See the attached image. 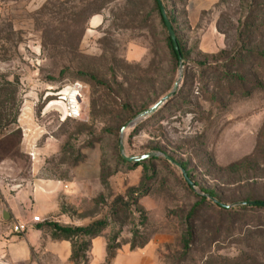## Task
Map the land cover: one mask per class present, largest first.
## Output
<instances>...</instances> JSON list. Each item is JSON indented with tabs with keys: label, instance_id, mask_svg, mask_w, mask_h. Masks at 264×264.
<instances>
[{
	"label": "rangeland",
	"instance_id": "obj_1",
	"mask_svg": "<svg viewBox=\"0 0 264 264\" xmlns=\"http://www.w3.org/2000/svg\"><path fill=\"white\" fill-rule=\"evenodd\" d=\"M163 1L185 47L182 70L153 0H0V75L19 80L21 110L29 102L42 129L39 146L54 148L42 177L69 179L86 153L101 154L91 182L101 184L65 210L76 226L107 219L101 264H112L109 247L149 252L155 264H264V210L224 212L208 197L190 217L203 191L230 209L264 201V0H218L196 19L192 0ZM252 41L257 55L247 54ZM231 71L244 80L225 76ZM179 78L174 97L140 119ZM74 83L83 87L78 120L63 100ZM124 128L133 162L122 155ZM16 130L0 136V240L13 233L6 191L32 179ZM96 252L100 260L105 249Z\"/></svg>",
	"mask_w": 264,
	"mask_h": 264
},
{
	"label": "crops",
	"instance_id": "obj_2",
	"mask_svg": "<svg viewBox=\"0 0 264 264\" xmlns=\"http://www.w3.org/2000/svg\"><path fill=\"white\" fill-rule=\"evenodd\" d=\"M218 0H192L189 4V17L196 19L200 13L209 10ZM21 131L19 146L21 152L30 156L31 177L26 183L15 184L16 189L7 192L5 203L7 221L29 225L25 234H7L0 240V264H76L72 261V242L56 239L49 223L61 226H76L65 210L81 198L90 197L93 189L101 183H91L100 177L101 154L86 153L82 162L76 165L69 179L42 177L44 160L53 154L51 143L39 146L43 137L41 126L35 118V109L26 102L18 117ZM52 152V153H51ZM13 187V183H10ZM32 214L40 216L46 223H32ZM4 218V216H3ZM84 226V225H77ZM13 232V231H12ZM106 241L101 235L91 242L90 264H101L106 257ZM105 249L99 259L96 250ZM149 252L121 250L114 255L112 264H155Z\"/></svg>",
	"mask_w": 264,
	"mask_h": 264
},
{
	"label": "trees",
	"instance_id": "obj_3",
	"mask_svg": "<svg viewBox=\"0 0 264 264\" xmlns=\"http://www.w3.org/2000/svg\"><path fill=\"white\" fill-rule=\"evenodd\" d=\"M153 2H154L155 10L159 15L165 30H167V27L165 25V21L161 13L160 5H159L160 2L163 4L165 11H166V16L175 31L180 52L178 53L175 50L173 42L170 39L168 33H167L166 42H167V48L170 52L172 60L175 62L176 65H178L180 62V56L182 57V60L184 61L186 59V53H185V47L175 30V21L173 17L169 14L167 5L164 4L163 0H153ZM99 10L100 9H97L96 11H94L92 15L94 16V15L99 14L100 12ZM9 32L12 33L13 30L11 29V31L9 30ZM249 46L252 47L253 49L252 51H248L247 54L257 55L255 51H257V49L259 48L257 47L258 45H256L252 41L251 43H249ZM246 47H248V45L245 46L242 50H246ZM244 61H245L244 59L239 60V62H244ZM233 66H236V64L232 63L229 65V67H233ZM203 67H206L205 63L200 64V68H203ZM225 76H228L230 78L235 76L240 81L244 80V76H241L239 73L234 75L232 71L226 72ZM92 80L95 81L96 80L95 77H92ZM18 85H19L18 79H14L13 81H11L6 75H2V74L0 75V136L1 137L4 136L6 132L10 133L11 131L9 130L12 126L18 127V117L21 112V106L18 100V87H17ZM13 133L18 134L19 137L21 136V131L19 129H17ZM183 168L185 169V166ZM242 168H243L242 164H236L230 167L231 170H234V169L242 170ZM240 170L238 172H240ZM203 193L205 194V196L199 197L200 201L196 203V205L194 206L190 217L196 212V210L199 207H201L202 204L206 203L209 200L208 197L216 200L217 205L224 212L237 213L238 211L246 212L249 210H264V201H258V200L251 201L249 199L246 202H253L256 205L254 206L245 205L239 208L230 209V208L224 207L225 205L222 204V202L219 200L215 192L203 191ZM48 226L52 227V229L54 230V237L56 239H64V240H68L72 242V246H73L72 261L76 264H81L82 260L87 261V255L90 252L92 240L101 236L105 228L108 227V222H107V219H105V220L94 222L86 226H61L57 223H49ZM188 229L189 230L187 231L186 241H185L186 248L189 246V241L193 238L192 227L189 226ZM113 250L114 248L112 247L108 248V259L114 258Z\"/></svg>",
	"mask_w": 264,
	"mask_h": 264
},
{
	"label": "water",
	"instance_id": "obj_4",
	"mask_svg": "<svg viewBox=\"0 0 264 264\" xmlns=\"http://www.w3.org/2000/svg\"><path fill=\"white\" fill-rule=\"evenodd\" d=\"M159 5H160V9H161L162 16H163L164 21H165V25H166L167 30H168V33H169V37H170V39L173 42V45H174L175 50L179 53L180 50H179V45H178V41H177V37H176L175 31H174V29H173L170 21L168 20V18L166 16V11H165V8H164L163 4L160 2ZM182 61H183L182 60V57L180 56V68H181V70L183 68ZM180 81H181V78H179L178 81L175 83L172 92L169 95H167L166 97H164L162 100H160L158 103H156L154 106H152L151 108H149L147 111L143 112L140 115V119H144V118H148V117L152 116L153 114L157 113L163 106H165L174 97V95L176 94V92H177V90L179 88V85H180ZM125 130H126V128H124L123 131H122V139H121V146L120 147H121L122 155L124 156V158L126 160L130 161V162H133V161H136V159L127 158L124 155L123 137H124ZM155 156H157V154L150 153V154L144 155L139 160H146V159H149V158H152V157H155ZM165 157H166V159L168 161H170L172 164H174L175 166H177L182 171V174H183L185 180L187 181V183L191 187L195 188V184L190 181V179L188 177V174H187L186 170L183 168V166L181 164L175 162L170 157H168V156H165ZM210 199H212L214 202H216V200H214L213 198H210ZM241 205H243V206H245V205L254 206L256 204L253 203V202H246V203H242ZM224 207L229 208L230 206H224ZM3 216H4V219L5 220H8L7 219V211L6 210H4Z\"/></svg>",
	"mask_w": 264,
	"mask_h": 264
},
{
	"label": "built area",
	"instance_id": "obj_5",
	"mask_svg": "<svg viewBox=\"0 0 264 264\" xmlns=\"http://www.w3.org/2000/svg\"><path fill=\"white\" fill-rule=\"evenodd\" d=\"M83 87L80 83L72 84L67 92L64 100L65 105V113L68 119L78 120L82 115L81 108V95H82ZM32 223L40 224L42 220L39 216H34L32 218ZM29 225L21 222H17L12 224V231L15 234H25L28 231Z\"/></svg>",
	"mask_w": 264,
	"mask_h": 264
}]
</instances>
